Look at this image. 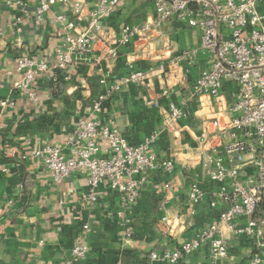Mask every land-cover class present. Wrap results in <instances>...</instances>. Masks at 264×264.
I'll use <instances>...</instances> for the list:
<instances>
[{
  "label": "crops",
  "instance_id": "1",
  "mask_svg": "<svg viewBox=\"0 0 264 264\" xmlns=\"http://www.w3.org/2000/svg\"><path fill=\"white\" fill-rule=\"evenodd\" d=\"M24 1L29 14L17 33L12 22L20 9L0 0V102L9 99L12 103L0 104V264L62 261L84 235L86 223L90 225L85 237L90 251L80 264H147L152 250L178 248L214 222L225 208L217 195L219 185L200 168L187 173L183 164L202 130L200 101L193 99L188 106L180 132L169 133L163 122L170 102L181 105L206 66L202 54L193 62L183 58L172 63L184 50L201 45V31L174 18L163 25L153 43L132 38L118 46L114 58L106 56L105 42L96 40L89 55L73 54L66 72L40 75L34 84L37 99H32L14 87L21 77L18 57L29 54L52 61L64 41L55 33L59 24L35 23L36 0ZM82 1L87 12L97 0ZM263 1L259 4L262 12ZM59 12L74 18L70 9L58 6L48 19ZM153 16L154 0H126L102 24L106 31L119 35L124 24L142 23ZM132 70L146 73L144 83L111 91L100 116L104 122L113 121L131 144L142 143L155 134L152 150L157 161L173 158L177 169L171 175L162 169L149 173L137 203L125 211L133 228L132 237H126L118 215V191L102 184L92 202L86 198L89 188L84 174L56 182L44 163L30 157L29 152L48 142L63 144L76 123L90 115L94 99L106 91L100 83L102 75L107 74L111 83ZM24 172L28 175L27 189ZM193 182L199 183L205 195L190 214L188 191ZM163 216L169 218L165 225L171 229L168 232L161 228ZM226 236L231 243L230 255L218 264H250L257 241L231 232ZM209 252V246L203 245L176 264H209Z\"/></svg>",
  "mask_w": 264,
  "mask_h": 264
},
{
  "label": "built area",
  "instance_id": "2",
  "mask_svg": "<svg viewBox=\"0 0 264 264\" xmlns=\"http://www.w3.org/2000/svg\"><path fill=\"white\" fill-rule=\"evenodd\" d=\"M126 0H97L85 12L82 0H36L35 23L49 21L61 27L55 32L63 37V45L56 50L52 61L45 57L22 54L17 59V71L21 77L14 82L32 99H37L34 84L40 75L67 71L73 54L89 55L96 40L106 44V56L116 57L118 46L137 39L153 43L163 25L174 18L201 31V45L184 50L172 63L181 59L191 62L202 54L206 66L193 83L190 96L181 105L170 102L163 114L166 131L178 133L184 126L181 121L193 99L201 103L204 114L202 130L196 138L197 145L184 161L187 173L198 168L218 186L217 195L225 205L223 211L209 226L184 241L180 247L163 251L152 250L147 264L162 261L176 264L186 255L203 245L209 246V264H218L230 255L231 243L226 232L254 238L257 251L250 264H264V12L261 0H154L152 19L137 24H124L119 35L106 31L103 21L111 17ZM16 5L19 15L13 20L15 32L22 31V23L29 11L24 0H7ZM71 10V19L65 12L55 13V7ZM177 60V61H175ZM146 73L132 70L124 77L109 83L108 75H102L100 83L106 91L100 93L91 105V113L81 119L67 135L63 144L45 143L30 150L29 156L41 160L49 169L54 181L62 182L74 174H84L89 191L86 198L97 199L96 191L102 184L121 195V225L126 237H132V219L125 211L135 205L142 186L150 172L162 169L174 174L176 160L157 161L152 150L155 134L139 144H131L112 121L104 122L100 114L111 91L122 90L132 83L143 84ZM2 106L12 103L9 99ZM154 105L159 107L158 103ZM3 123L0 118V132ZM5 171V168H2ZM205 192L199 183L193 182L188 191V212L204 199ZM212 205H215L212 202ZM164 232L169 218L160 220ZM84 235L72 247L69 254L51 264H80L90 248L85 237L89 223L83 225Z\"/></svg>",
  "mask_w": 264,
  "mask_h": 264
},
{
  "label": "trees",
  "instance_id": "3",
  "mask_svg": "<svg viewBox=\"0 0 264 264\" xmlns=\"http://www.w3.org/2000/svg\"><path fill=\"white\" fill-rule=\"evenodd\" d=\"M27 179H28V175H27V173L24 172V174H23V184H24L26 189L29 186V183L27 182Z\"/></svg>",
  "mask_w": 264,
  "mask_h": 264
},
{
  "label": "rangeland",
  "instance_id": "4",
  "mask_svg": "<svg viewBox=\"0 0 264 264\" xmlns=\"http://www.w3.org/2000/svg\"><path fill=\"white\" fill-rule=\"evenodd\" d=\"M264 2V1H263Z\"/></svg>",
  "mask_w": 264,
  "mask_h": 264
}]
</instances>
